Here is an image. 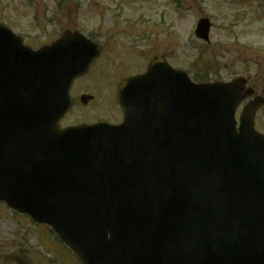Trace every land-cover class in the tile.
Returning <instances> with one entry per match:
<instances>
[{"label": "water", "instance_id": "95a60500", "mask_svg": "<svg viewBox=\"0 0 264 264\" xmlns=\"http://www.w3.org/2000/svg\"><path fill=\"white\" fill-rule=\"evenodd\" d=\"M208 28L201 20L197 36ZM66 36L32 51L0 26V201L84 264H264L255 106L236 133L232 84L195 85L157 58L121 88L119 127L60 130L69 85L97 54Z\"/></svg>", "mask_w": 264, "mask_h": 264}, {"label": "rangeland", "instance_id": "374dc122", "mask_svg": "<svg viewBox=\"0 0 264 264\" xmlns=\"http://www.w3.org/2000/svg\"><path fill=\"white\" fill-rule=\"evenodd\" d=\"M30 1L0 0V22L27 45L39 47L64 30H78L103 46L100 59L74 82L75 106L63 124L116 121L117 85L142 73L157 54L191 78L196 68L222 81L264 75V0H177L179 6L172 0H71L59 6L56 0ZM202 16L211 20L208 44L194 35ZM86 92L92 103L82 107L78 97ZM26 221L0 205V247L8 253L1 254L0 264H78L48 228L33 226L37 229L26 233Z\"/></svg>", "mask_w": 264, "mask_h": 264}, {"label": "flooded vegetation", "instance_id": "af4514ba", "mask_svg": "<svg viewBox=\"0 0 264 264\" xmlns=\"http://www.w3.org/2000/svg\"><path fill=\"white\" fill-rule=\"evenodd\" d=\"M262 95L264 96V89L261 90Z\"/></svg>", "mask_w": 264, "mask_h": 264}]
</instances>
